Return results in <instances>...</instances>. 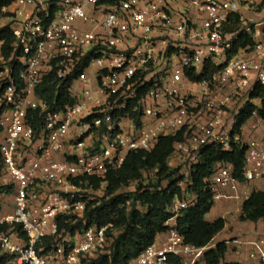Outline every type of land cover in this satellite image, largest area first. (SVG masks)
<instances>
[{"label":"built area","instance_id":"obj_1","mask_svg":"<svg viewBox=\"0 0 264 264\" xmlns=\"http://www.w3.org/2000/svg\"><path fill=\"white\" fill-rule=\"evenodd\" d=\"M101 1L60 0L47 21L53 0H13L6 26L16 39L9 56L0 42V186L11 189L12 204L0 212V264H91L109 255L120 230L114 223H90L88 205L105 190L109 171L121 168L130 152L152 150L162 136L184 132L171 157V166L180 168L182 195L167 207L162 239L158 235L130 264L204 259L209 245L186 243L178 220L197 202L186 189L205 147L228 152L233 140L240 141L246 150L243 183L264 179V136L246 142L233 137L236 116L255 85L264 86V18L256 23L250 17L264 0H113L97 20L86 7L98 10ZM235 12L243 14L248 31L253 26L255 46L228 58L231 43L223 28ZM93 50L100 56L78 72ZM208 62L220 66L211 79L186 77L191 69L201 74ZM55 69L61 80L74 77L83 86L78 96L71 87L74 104L60 112L49 111L37 94ZM146 86L134 108L137 126L129 114H120ZM234 101L239 109L228 117ZM33 112L42 118L41 127L32 123ZM252 119L254 130L264 126L257 113ZM89 178L102 180L98 190ZM207 185L214 201L250 196L241 192L229 163L217 164ZM60 218L67 227L61 228ZM251 247L252 264H264V238Z\"/></svg>","mask_w":264,"mask_h":264},{"label":"trees","instance_id":"obj_2","mask_svg":"<svg viewBox=\"0 0 264 264\" xmlns=\"http://www.w3.org/2000/svg\"><path fill=\"white\" fill-rule=\"evenodd\" d=\"M60 0H53V5L49 9V21L58 11L57 3ZM113 0H102L101 3L112 4ZM13 0H0V18L4 17V9L11 6ZM244 25L243 14L241 12L232 13L229 21L224 25L225 35H229L231 47L227 52V57L231 58L240 52L251 51L255 46L253 38L254 28ZM15 36L8 26L0 29V42L4 41V52L10 55V45L15 41ZM96 50L90 51L83 59L78 72L88 68L90 62L99 57ZM220 69L211 62L204 65L203 72L199 75L194 70H187L186 77L193 82L203 79H211ZM74 77L61 80L57 75V69L44 78L37 89V94L46 102L49 111L60 112L66 106L74 104L70 89L73 85ZM149 86L138 91L137 98L130 101L128 107L120 114H129L137 126H140V114L134 111L137 101L146 93ZM261 100L260 106L253 100ZM250 100L240 110L236 116V124L233 130V137L237 135L240 139L242 130L246 123L257 113L259 118L264 120V86L257 84L251 92ZM31 116L33 119H31ZM30 119L36 128L41 127L42 118L38 112L30 114ZM183 131L176 135L162 136L155 147L150 150H138L130 152L121 168L109 171L105 179L104 196L96 201H91L88 205L87 216L90 223L104 225L114 223L120 233L115 239V243L109 255H101L98 260L91 264H130L131 260L137 258L145 249L152 245L157 236L166 231L165 222L169 218L167 207L171 204L176 195H182V190L178 186L181 180L179 167H172L170 160L174 152V144L183 138ZM233 150L223 151L220 147L211 145L201 150L199 163L192 174L193 184L187 192L197 196V202L184 211L178 220V229L184 237L185 242L196 247L208 246L214 237L220 233L226 224V220L219 218L214 222L206 221V215L214 205V199L207 185V179L213 174L217 164L229 163L233 166L234 177L241 183L244 182L242 167L245 163L246 150L240 141L233 140ZM2 171V159L0 155V177ZM146 171H155L157 183L146 187L140 183ZM167 181V185L162 186V182ZM140 183L132 195L121 193L120 191L128 187L131 183ZM102 180L89 178V185L94 190H98ZM11 189L0 186V195H10ZM140 206L145 208L142 211ZM2 204L0 202V212ZM241 221L257 222L264 220V191L254 190L249 198L244 201ZM61 228L67 227L63 218H60ZM228 251L226 241L217 243L213 248L208 249L201 261L204 264H240L236 262H223ZM199 264H202V263Z\"/></svg>","mask_w":264,"mask_h":264},{"label":"crops","instance_id":"obj_3","mask_svg":"<svg viewBox=\"0 0 264 264\" xmlns=\"http://www.w3.org/2000/svg\"><path fill=\"white\" fill-rule=\"evenodd\" d=\"M39 1L41 0H38V2ZM103 4L104 6H102L98 10H96L92 6H87L86 11L88 15L99 20L102 16L101 14L106 8L105 6L106 3H103ZM29 10H31V7H29ZM7 12H10L12 16L14 12V6L12 5L6 8L4 13L6 14ZM11 16L2 17L3 21L8 23L10 21ZM189 16L193 20L197 19L196 11L189 10ZM0 21H2V19ZM92 28H93L92 25H82L81 26L82 30H90ZM157 32L162 33L163 31L162 29H160ZM94 71L95 70H93L91 73H93ZM92 85L94 86L93 81H92ZM82 88L83 86L81 85V83L74 82L72 85V95L73 96L80 95ZM252 124H253V119H250L244 126L242 130V136H241L242 141L243 139H251V138L254 139L255 136H257L256 138L260 139L261 134H263V130L261 131L260 129L259 130L257 129V130H254L253 135H252L249 129V127H251ZM175 160L176 159L173 158L172 160H170V163L172 165L176 164ZM240 190L242 193H246V194H251L254 190L264 191V179L255 181L253 183H246V184L241 183ZM2 196H5V195H2ZM2 196L0 195V202H1ZM244 201H245L244 199L241 200V199H235V198H224V199L216 200L214 201V205L212 209L205 217L206 221L208 222H214L218 220L219 218H223L226 220L224 229L220 233H218L211 242L213 244L212 247H214L217 243H220L223 241L227 242L228 251L226 253V256L223 262L252 264L253 262L250 260L248 256L252 248L251 243L258 241L260 238H264V220H259L257 222H251V221L244 222L240 220ZM2 207H3V204H2ZM3 211H4V208H3ZM4 212H7V211H4ZM159 239L160 240L162 239L161 235L159 236Z\"/></svg>","mask_w":264,"mask_h":264},{"label":"rangeland","instance_id":"obj_4","mask_svg":"<svg viewBox=\"0 0 264 264\" xmlns=\"http://www.w3.org/2000/svg\"><path fill=\"white\" fill-rule=\"evenodd\" d=\"M6 16H11V13L7 12L4 15V17H6ZM246 17H249V15H246ZM250 17H254V20L256 21V23L258 21H261L264 18V7L257 8L255 13L252 14ZM1 19H2V21H0V28L5 27L7 25V22L3 21V18H1ZM239 103L240 102H238V101L237 102L234 101V104H232L230 107L227 108L228 117H231L237 111V109H239V106H240ZM255 103L258 104L259 101H255ZM249 129H250V133L253 135V132H254L253 125L251 127H249ZM260 130L261 131L263 130V134H261V137H260V139H261L264 136V126L262 128H260ZM256 137L257 136H255L254 139H256ZM250 140H252V138L251 139H243V141H250ZM140 183H142L146 187H153L151 185H154V184L157 183V179H156V176H155V171H146V172H144L143 179H142V181ZM140 183L133 182L128 187L122 189L120 192L132 195L131 193H134L136 191V189H137V187L139 186ZM161 184H162V186L163 185L165 186V185H167V181H163ZM103 196H104V191H101V193H99V195L97 197L101 198ZM1 202L3 204L4 210L9 212L11 210V208H12L11 199L9 197H7V196H2ZM140 208H141L142 211H145L144 207L140 206ZM212 245L213 244L211 243L208 246L209 247L208 249L213 248Z\"/></svg>","mask_w":264,"mask_h":264}]
</instances>
